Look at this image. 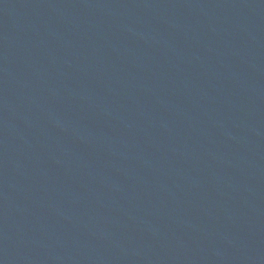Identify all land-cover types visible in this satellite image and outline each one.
Returning <instances> with one entry per match:
<instances>
[{"label": "water", "instance_id": "1", "mask_svg": "<svg viewBox=\"0 0 264 264\" xmlns=\"http://www.w3.org/2000/svg\"><path fill=\"white\" fill-rule=\"evenodd\" d=\"M0 264H264V0H0Z\"/></svg>", "mask_w": 264, "mask_h": 264}]
</instances>
